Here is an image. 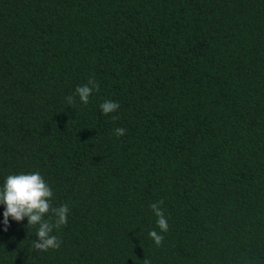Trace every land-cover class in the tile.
Segmentation results:
<instances>
[{
	"label": "trees",
	"instance_id": "16d2710c",
	"mask_svg": "<svg viewBox=\"0 0 264 264\" xmlns=\"http://www.w3.org/2000/svg\"><path fill=\"white\" fill-rule=\"evenodd\" d=\"M33 172L61 246L0 204V264H264V0H0V188Z\"/></svg>",
	"mask_w": 264,
	"mask_h": 264
},
{
	"label": "clouds",
	"instance_id": "9594fccd",
	"mask_svg": "<svg viewBox=\"0 0 264 264\" xmlns=\"http://www.w3.org/2000/svg\"><path fill=\"white\" fill-rule=\"evenodd\" d=\"M94 90H99V83L92 77L89 78L86 84L77 86L75 93L79 97L80 102L87 105ZM66 101L69 105H73L76 102L74 96L66 97ZM119 107V103L108 100L100 105L105 115L116 112ZM117 118L113 117V119ZM125 134L126 129H115L117 137ZM52 196V189L39 172L7 176L3 187L0 188V204L5 206V211L3 212L4 231H7L9 226V218L16 222H21L26 218L27 226L38 225L36 240L32 242L33 250L46 252L50 249H59L62 241L51 233L54 228L59 229L67 223L69 205L64 204L60 207H53L51 204ZM161 204H163V201L152 203L150 208L157 217V226L160 229V233H164L168 231L169 225L164 211L160 207ZM49 213L55 217L54 223L44 219ZM160 233L155 230L149 232V236L157 247L161 246L164 240V236ZM143 264H150V261L144 260Z\"/></svg>",
	"mask_w": 264,
	"mask_h": 264
}]
</instances>
